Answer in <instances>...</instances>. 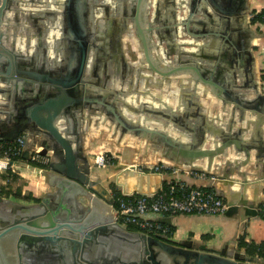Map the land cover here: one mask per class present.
<instances>
[{"label":"water","instance_id":"water-1","mask_svg":"<svg viewBox=\"0 0 264 264\" xmlns=\"http://www.w3.org/2000/svg\"><path fill=\"white\" fill-rule=\"evenodd\" d=\"M45 1L0 0V143L22 137L20 162L28 168L29 154L41 148L39 155L49 158L42 173L55 190L32 206L0 195V219L10 220L0 229V264H10L3 242L12 251L29 254L34 248L42 264H264L240 253L173 247L162 237L120 227L113 217L114 201L85 155L89 136L96 132L110 134L117 144L129 136L128 146L138 152L130 171L157 163L203 170L228 191L225 217L241 213L258 218L262 204L247 199V193L257 181L264 185V149L258 147L264 143L255 141L264 138V95L256 84L238 86L236 81L237 70L246 77L255 67L251 42L257 39L248 19L249 0ZM208 4L214 14L208 13ZM127 7L133 8L140 46L128 43L136 57L132 65L122 42L121 60L112 74L116 59L104 39L111 28H124ZM161 7L169 12L161 15ZM60 28L64 36L51 49L44 47L45 30L58 36ZM4 30L14 31L10 42ZM23 30L38 39L31 44L16 36ZM162 32L166 49L158 47ZM205 38L212 45L209 70L196 63L202 55L186 52L188 42ZM180 39L186 50L178 54L185 62L173 59L172 43ZM173 104L174 112L168 108ZM205 107L217 108L213 119H205ZM138 173L141 179L157 175L152 170ZM20 261L18 254L15 262Z\"/></svg>","mask_w":264,"mask_h":264},{"label":"crops","instance_id":"crops-1","mask_svg":"<svg viewBox=\"0 0 264 264\" xmlns=\"http://www.w3.org/2000/svg\"><path fill=\"white\" fill-rule=\"evenodd\" d=\"M53 2H57L56 0H47L45 1L46 5H52ZM58 3V2H57ZM163 3V2H162ZM161 3V5H163ZM207 10L209 14H214L215 11L213 8H210V5H207ZM248 19L250 20V15H252L253 12H260L264 10V0H249L248 1ZM169 11H165L163 7H161V15H166ZM217 13V12H216ZM25 28H27L25 26ZM50 29H53V27L50 25ZM1 29V28H0ZM62 29V28H60ZM251 31L254 33L257 41L254 39L251 44L255 47L254 57H255V67L251 72L252 78H250L249 75H246L242 73V70H237V72H240L239 75H237V85L239 86V83H248V86H252L253 84H256L261 89L262 95H264V29H257L256 26H253L251 24ZM9 37H14V35H11L13 32L12 30L7 31L4 30L3 34ZM52 30L46 29L44 33V37H41V40L43 41L44 47H48V49H51L53 45H55V39L58 42V37L61 35L60 33L52 34ZM58 33V32H57ZM162 38L163 42L162 45L160 44L158 47L160 49H166V44H169L166 42L167 38L166 35L162 32ZM11 39V38H10ZM30 43L33 44L35 40L38 38L30 37ZM10 42V41H9ZM178 42V43H177ZM181 42L179 40H176L172 43V52L174 61L179 58L182 59V62H185L187 59H184L181 57L180 53L178 54V51H185L186 47L181 46L179 44ZM191 46L187 49L186 52L188 53H198L204 57V59H200L196 63L199 65H207L203 66L205 69L209 70V66L213 65V62L210 59L211 57V51L210 48L211 45V39L205 38V39H195L194 41L191 40L188 42ZM179 44V45H178ZM5 45V44H4ZM3 45V46H4ZM10 46V45H9ZM214 50H217V54L219 52L218 46L214 48ZM50 55L52 54V51L48 50ZM192 53V54H193ZM207 57V58H206ZM130 63L132 65L135 62V58L130 55L129 57ZM63 60H60V62ZM59 62V60H57ZM115 62L111 63V70L112 74H115ZM118 67V66H117ZM144 65L142 66V68ZM249 68L246 67V70ZM141 73V72H140ZM183 78H188V76H183ZM130 79V76L126 77V81L128 82ZM126 82V83H127ZM160 90L157 91V93ZM247 91V90H246ZM245 91V92H246ZM185 92V91H184ZM249 93V92H247ZM207 94L209 95L210 92L207 91ZM172 112L173 110L177 109L176 105H170L168 107ZM157 110L164 109L162 106L157 105ZM216 109L211 108H204L203 114L205 116V119H213L214 113H217ZM211 115V116H210ZM159 129H161V126H158ZM104 132V131H103ZM109 132V131H108ZM107 133L104 132H96V134H93L92 136H89L88 142H89V149L85 152V155L88 158V161L90 165L93 167V173L95 175H98L100 178V185L107 189L108 194L111 196L110 193V186H114L116 190L119 193H130V192H138L141 190L146 191H152L159 187L162 182H171V181H180L185 184H187L190 187H200V188H212L217 193H223V198L228 201V191L226 188L222 187L219 189L217 180L214 183H211L209 180H197L191 178V173H204L207 176L215 177L214 175H211L203 170H196V171H190L186 170V168L180 167L179 169L174 168L171 165H165L166 168H170L175 170V174L172 175L163 173L162 175H149L147 178H142L139 176L138 171L140 169L148 167H142L139 168L137 172L130 171L129 167L133 164V161L137 159L138 152L133 149L132 147L128 146L129 144V136H127L125 139L123 138L120 143H116L112 138H110L106 135ZM258 145H262L264 143V138L259 139ZM259 149L263 151L264 147L258 146ZM36 150H41V148L36 147ZM103 154L105 157V153H109L110 157L106 158L107 165L104 169H98L94 165V159L96 156ZM262 156V155H261ZM264 157V155H263ZM160 164V163H157ZM164 165V164H161ZM10 172L12 175H14L17 180L16 182H20V196L23 199L27 197H31V199L38 200L37 203H33L32 200H28L27 202H24L20 205H26V206H32L39 203L41 199L46 198V196L51 195L54 193V189L48 185L47 178L45 177L44 173H39L33 168H28L25 163L18 162L17 164H13L10 168ZM256 175V171L254 173ZM143 181H138V180ZM256 189H260L257 191ZM250 192V193H249ZM253 192V193H251ZM248 197L249 196L256 201V203H261L264 205V185L261 184V180L257 181V184L253 183V186L250 188V191L248 190ZM250 198V199H251ZM83 205L87 206L88 204L86 202L83 203ZM109 213L107 210L104 211V217H109ZM161 218H152V221L158 222ZM161 224V223H160ZM163 225L170 226L172 228V234L169 240V245L177 248H184L185 245H190L191 250L194 252H201V253H219L222 251L230 252L231 255L234 253H240L241 255L245 256V253L242 250H239L237 248L238 241L243 238V241L247 244H253L257 246H261L264 249V221L262 219L256 218L251 219L247 218L241 213L237 214L236 216H233L231 218H227L224 215L222 216H197V215H190V216H176L172 217L170 219L166 220V223ZM123 228V227H122ZM125 229V228H124ZM127 230V229H125ZM129 231V230H127ZM131 232V231H129ZM120 259L125 260L126 256L120 257ZM259 260V259H258ZM259 262H262V260H259Z\"/></svg>","mask_w":264,"mask_h":264},{"label":"built area","instance_id":"built-area-1","mask_svg":"<svg viewBox=\"0 0 264 264\" xmlns=\"http://www.w3.org/2000/svg\"><path fill=\"white\" fill-rule=\"evenodd\" d=\"M22 151V137L5 147L0 144V161H4L6 164L0 169V172L10 171L12 166L9 164L10 162H20ZM48 164L49 158L40 156L39 150L35 149L29 154L27 165L37 172H43ZM94 165L98 169L106 167L107 162L102 153L95 157ZM150 170L157 175H162V170H168L172 175L176 173L175 170L168 169L161 164L140 169L143 173H148ZM190 176L197 180H209L211 183L216 181L215 177L200 172L191 173ZM261 206L258 216L264 221V207ZM112 210L114 221L120 227L126 229L128 226H132L139 233L150 237H163L169 241L172 233L165 225L152 221V218L170 219L176 216L190 215L222 216L227 211V202L220 193L212 188L190 187L180 181H171L165 189L159 188L155 193L121 194V198L116 200V205H112Z\"/></svg>","mask_w":264,"mask_h":264},{"label":"flooded vegetation","instance_id":"flooded-vegetation-1","mask_svg":"<svg viewBox=\"0 0 264 264\" xmlns=\"http://www.w3.org/2000/svg\"><path fill=\"white\" fill-rule=\"evenodd\" d=\"M133 15H134L133 14V8L127 7L126 11H125V16L123 18L125 20L124 28L121 25H119V30H118L119 33L117 31H114L111 28L110 33L107 34L106 38L104 39L105 40L104 44L109 48V50L111 52V58L116 59V61H113V62H118L121 60V50L120 49L122 47V42H125V47H127V46L129 47L128 43H130V41L136 42L140 46V42L136 38V34H137L136 29H135V27H133V23L131 21V20H133V18H132ZM9 20L10 19L8 18L7 21H9ZM138 21H139V24L142 23L141 26L144 25L143 19L140 20V18H139ZM250 22H251V15H250ZM6 23H9V22H6ZM22 27L24 28V26H22ZM28 30H23V32H21V33L19 31H16L15 34H16V36L22 35V36H25V38L29 39V35L31 32ZM60 34H61V37L64 36L63 29H60ZM6 38L8 40L11 37L7 36ZM93 39L94 38H92V40ZM9 41L10 40H8L7 42H9ZM65 41L68 42V38H66ZM7 44H10V43H7ZM128 47H127L128 58L130 57V55H132V57L136 59L135 55H133V53H131V51ZM112 48H114V49H112ZM146 68H148V67L146 65H144L143 71H147ZM4 199H6V198H4ZM8 200H10V199H8ZM16 204H18V203H16ZM10 205L8 206V208L11 207ZM9 224H10V220L8 218L0 219V229H5L6 226ZM164 242L167 244H170L168 240H165ZM2 246H3V252L8 257L10 264H17V262H15V256L18 254L21 257L20 264H42V261H43V259H41L42 256L38 257L37 254H34L33 253L34 248H30L31 252L29 251V254H28L27 252L24 253L21 249L19 250V252H18V249H14V251H12L10 248V245L7 244V242H3ZM13 254H14V258H13ZM16 260H18V259H16Z\"/></svg>","mask_w":264,"mask_h":264},{"label":"trees","instance_id":"trees-1","mask_svg":"<svg viewBox=\"0 0 264 264\" xmlns=\"http://www.w3.org/2000/svg\"><path fill=\"white\" fill-rule=\"evenodd\" d=\"M251 24L253 26H256L257 29L261 30L264 29V10L260 12H253L251 15ZM4 147L7 146L9 143H0ZM19 160V159H18ZM162 173L168 174L165 170L161 171ZM17 178L11 174L9 170L5 172V174L0 175V181L1 182H7V183H12L15 182ZM168 182H162L161 188L165 189L168 186ZM110 193L111 197L113 199V205H116V200L121 198V194L116 190L114 186H110ZM11 193L6 190V187L0 185V195L3 197L5 195L6 197H9ZM21 197V196H20ZM25 199L32 200L33 203H37L38 200L36 199H31V197H27ZM261 207H264L262 205ZM259 219H261L260 216H258ZM169 232L172 233V228L170 226L165 225ZM127 230L132 231V232H138V230L132 226L126 227ZM157 237V236H156ZM163 238V237H162ZM237 248L239 250H242L246 256L256 258L259 260H262L264 262V249L261 246L253 245V244H247L243 241V238H241L238 243H237Z\"/></svg>","mask_w":264,"mask_h":264},{"label":"rangeland","instance_id":"rangeland-1","mask_svg":"<svg viewBox=\"0 0 264 264\" xmlns=\"http://www.w3.org/2000/svg\"><path fill=\"white\" fill-rule=\"evenodd\" d=\"M29 168L32 167L29 166ZM1 174H5V171L0 172V175ZM0 185L6 187V190L11 193L9 197L3 195V198L10 199L12 202L18 204H23L24 202H27V199H24L26 201H23V199L20 197V182L15 181L12 183H7L6 181L5 182L0 181Z\"/></svg>","mask_w":264,"mask_h":264},{"label":"bare ground","instance_id":"bare-ground-1","mask_svg":"<svg viewBox=\"0 0 264 264\" xmlns=\"http://www.w3.org/2000/svg\"><path fill=\"white\" fill-rule=\"evenodd\" d=\"M5 162L4 161H0V169H2L5 166ZM132 232V231H131Z\"/></svg>","mask_w":264,"mask_h":264}]
</instances>
